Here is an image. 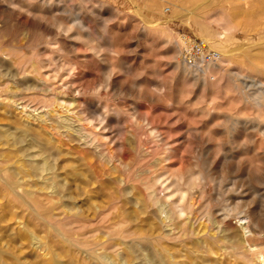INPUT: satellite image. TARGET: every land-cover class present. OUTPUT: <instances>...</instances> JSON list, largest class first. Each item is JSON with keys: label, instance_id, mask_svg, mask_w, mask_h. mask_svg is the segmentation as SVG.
Here are the masks:
<instances>
[{"label": "rangeland", "instance_id": "374dc122", "mask_svg": "<svg viewBox=\"0 0 264 264\" xmlns=\"http://www.w3.org/2000/svg\"><path fill=\"white\" fill-rule=\"evenodd\" d=\"M182 33L210 40L224 33L229 47H242L236 56L239 59L220 54L217 67L206 71L223 77L209 86L208 96L220 100V109L208 121L201 108L202 90L192 83L194 74L182 73L183 56L177 42ZM262 49L264 0H0V178L22 177L30 169L31 176L24 179L36 180V186L44 185L45 180L56 186L61 183L60 188L54 187L58 192L51 203L34 209L25 201L14 202L0 180V264H250L225 248L229 242L223 236L231 241L240 238L241 222L229 217L218 223L200 216V211H215L230 203L240 210L258 209L264 223V183L256 182L255 202L247 199L249 183L244 177L241 184L230 173L219 185L218 171L207 172L205 156L189 136V129L206 131L218 122L221 110L240 118L256 114L249 108L237 112L227 98L239 96L235 91L227 94L225 83L233 72L264 78V63L259 64L264 62ZM59 63H63L62 69ZM18 65L25 68L23 74L18 73ZM40 65H45L42 72L33 71ZM68 66L74 74L66 73ZM73 85L81 92H74ZM92 100L106 114L102 124L76 120ZM25 103L26 108L22 107ZM242 129L221 133L224 147L239 151L248 169L261 175V162L244 145L250 129ZM33 130L41 134L42 141L51 142L47 153L30 147ZM86 130L97 133L96 141L90 140L92 133ZM216 133L211 132V146L215 147L208 153L214 163L221 156ZM252 134L255 148L261 150L263 136L258 131ZM54 152L57 154L52 156ZM46 154L53 165L49 171L43 170ZM18 166L23 167H19L20 173ZM151 175L164 179L154 187L159 200L155 202L143 185L153 180ZM177 184L188 193L182 216L171 210L178 203ZM43 192L51 193V189ZM43 192L38 193L39 198ZM48 209L50 213L45 214ZM59 211L63 212L60 216ZM51 212H58L57 217ZM43 216L54 220L53 228L49 226L52 219ZM72 217L77 220L67 226ZM93 227L99 229L84 236L77 233ZM88 234L114 246L89 250L82 242ZM67 235L75 240H68ZM251 243L259 247L263 242L256 239ZM247 254L256 263L258 250Z\"/></svg>", "mask_w": 264, "mask_h": 264}, {"label": "bare ground", "instance_id": "6f19581e", "mask_svg": "<svg viewBox=\"0 0 264 264\" xmlns=\"http://www.w3.org/2000/svg\"><path fill=\"white\" fill-rule=\"evenodd\" d=\"M14 5V4H13ZM51 5H49L50 7ZM55 6V5H54ZM55 8V7H54ZM58 8V7H57ZM62 8V7H61ZM58 11V10H56ZM61 11V9L59 10ZM63 12H66V10H62ZM189 11V10H188ZM187 11V12H188ZM77 13V12H76ZM79 13V12H78ZM11 14V13H10ZM75 19H78L80 21V18H79V14H76V17ZM29 20V19H28ZM25 19L24 23H29V21ZM77 20V21H78ZM73 21V20H72ZM23 23V24H24ZM29 25V24H28ZM80 25V24H79ZM81 27V26H79ZM218 37H214L213 39H209V37H203L205 39H207L211 45H213L215 48H217L216 50L219 51L220 54H222V56H226L229 58V60H233L234 58H238L236 57L240 52H241V49L242 47H238V48H231L229 47L225 41L223 40V37L225 36L224 33H219L217 35ZM257 44V43H256ZM260 47V46H259ZM262 51H264V49H262ZM261 53V52H260ZM182 54V53H181ZM179 56V55H178ZM239 56V55H238ZM182 57V55H181ZM22 58V57H21ZM239 59V58H238ZM15 60V59H13ZM182 61H183V64H182V73H184L185 75L188 74V73H193L194 76H193V84L199 88H201L202 90V101H201V108H202V112H204V119L206 121L208 120H211L212 116H213V112L216 108L220 109V106H219V101H216L215 100V96H208L209 94V86H212V85H215L216 83L220 82L221 80H223V77H221V79H219L217 76L215 75H211V74H207L206 71H208V69L213 66V67H217V63H208V64H197V63H191L189 61H187L184 57H182ZM14 62V61H13ZM23 62V61H22ZM25 63V62H24ZM219 63V62H218ZM259 63V62H258ZM264 63L263 61L259 64H262ZM22 64V63H21ZM26 64V63H25ZM43 64V63H42ZM58 64V63H56ZM39 65V64H38ZM51 65V64H50ZM199 65V66H198ZM256 65V63H255ZM8 66V65H7ZM45 65H40V66H36V67H32L33 68V71L35 72H42L41 68L44 67ZM59 68H63V63H59ZM252 66V65H251ZM262 67H264L263 65H261ZM11 67V66H10ZM204 67V68H202ZM29 68V66L27 67ZM31 68V67H30ZM54 68V66H53ZM52 68V69H53ZM58 68V70H59ZM67 68H70L69 66ZM60 69V70H61ZM17 70H18V73L19 74H23L25 70V68H23L21 65H18L17 66ZM29 70V69H28ZM57 70V69H56ZM57 70V72H58ZM59 70V71H60ZM54 71V70H52ZM29 72H32V71H29ZM8 75H13L12 74V71L8 70L7 71ZM17 73V75H18ZM43 73H46L43 72ZM56 73V72H54ZM66 73H69V74H74L72 69L70 68V70H67ZM26 74V73H25ZM40 74V73H39ZM63 75V74H62ZM10 76V77H11ZM15 76V75H14ZM20 76V75H19ZM18 76V77H19ZM24 76V75H23ZM22 76V77H23ZM30 76V74L28 75ZM38 76V75H36ZM35 76V77H36ZM54 76V75H53ZM56 76V75H55ZM17 77V78H18ZM32 77V75H31ZM46 78V75L44 76ZM71 77V76H70ZM16 78V77H15ZM37 78V77H36ZM42 78V77H41ZM49 78V77H48ZM51 78V77H50ZM74 78V77H73ZM81 78V77H80ZM10 79V78H9ZM13 79V78H11ZM29 79V78H28ZM47 79V78H46ZM96 79V78H95ZM40 80V79H39ZM44 80V79H43ZM61 80V79H60ZM72 80V78H71ZM42 81V79H41ZM142 81V80H141ZM37 82V81H35ZM73 82V81H71ZM139 82V81H138ZM17 83V82H16ZM30 83V82H29ZM37 84V83H36ZM48 84V82L46 83ZM51 84V83H50ZM53 84V83H52ZM68 84V83H67ZM31 85V84H30ZM38 85V84H37ZM78 85V84H77ZM46 86V85H45ZM49 86V85H48ZM153 86V85H152ZM6 87V86H5ZM19 87H21L19 85ZM26 87V86H25ZM35 87V86H33ZM73 91L76 92V93H80L81 92V88H79L78 86H75L73 85ZM32 88V87H31ZM38 88V87H37ZM47 88V87H46ZM50 88V86H49ZM54 88V86H53ZM59 88V87H58ZM61 88V87H60ZM63 88V87H62ZM66 88V87H64ZM22 89V88H21ZM68 89V87H67ZM17 90V89H16ZM50 90V89H49ZM225 90L227 91V94H229L230 92L232 91H235L239 98L238 99H235L234 97H228L227 99H229V104H235V108H236V111L237 112H241L243 110V108H249L251 110H253V112H255L256 114L254 116H248V117H244V118H240V117H236L234 115H232L230 112H226V111H219V115H218V122H213L214 124H210L211 127L207 128L206 131H202L201 128H190L189 129V136L190 137H193L196 141V144L198 145V147L200 148V153L202 156H205L204 157V160H203V165L204 167L206 168L207 172L208 173H213V169L214 171H218L219 173V185L226 179L227 175L230 174V173H233L234 176L233 178H236L237 179V182H241V184L243 183V180L246 179L249 183V195L247 196V199L249 198L250 201H254L255 202V193L257 192V186H256V182H262L264 183V145H263V148L261 150H258L257 147L255 148L254 146V140L255 138L253 137V134L252 132L253 131H258L263 137V144H264V78H260V77H256V76H250V75H246V74H240V73H237V72H233L231 74H229V76L227 77L226 79V83H225ZM15 91V90H14ZM23 92V91H22ZM155 92V90H154ZM83 93V92H82ZM20 94V93H19ZM217 94V93H216ZM21 95H23L21 93ZM19 95V96H21ZM154 96V95H153ZM18 97V96H17ZM22 97H25V96H22ZM16 100H18V98L15 97ZM28 99V98H27ZM147 99L152 101L153 100V97L152 95H148L147 94ZM20 100H23L20 99ZM15 101V100H14ZM26 101V100H25ZM43 101V100H42ZM40 102V100H39ZM45 102V101H44ZM67 102V101H66ZM92 102H95L92 100ZM87 103L80 111L79 113H83L81 116L77 115L76 117V120H89L91 121V124L92 123H96V124H102L107 118H106V114L104 113V111L101 109L100 107V104L99 103ZM24 103V102H23ZM20 105H21V101H20ZM24 108L27 107V104H22ZM29 105V104H28ZM46 105V104H44ZM34 106V105H33ZM226 106V105H225ZM38 107V106H37ZM36 107V104H35V109H38ZM40 108V107H39ZM71 109V108H70ZM142 109V108H141ZM178 109V108H177ZM74 112V111H73ZM76 114V113H75ZM217 116V114H216ZM64 119V118H63ZM71 125V124H69ZM209 125V123H208ZM90 126V125H89ZM242 127L243 129H250V133L248 134V138L245 140L246 142H244V145L246 146L245 148L246 149H249L252 150L255 154L254 157H257L259 159V161L261 162V169L263 170V174L261 175H258V173H254L252 171H250L248 169V165H245V163H243L242 161V157L240 156V152L237 151V152H234L232 150H228V148L226 149L224 147V144L226 143V141L223 139V137L220 135L221 133H224V132H228L229 134H233L235 130H237L238 127ZM201 127V126H200ZM223 128L224 130H221L220 129ZM24 129V128H23ZM31 129V128H30ZM33 129V128H32ZM72 129V128H71ZM85 129V128H84ZM88 129V128H87ZM242 129V130H243ZM28 130V129H27ZM9 131V130H8ZM14 131V130H13ZM88 131V130H86ZM85 131V132H86ZM89 130L88 132L86 133H92V137L93 139H90L92 140V142L96 141L94 140V137H95V133L96 132H93ZM217 132L220 136L217 137V142H216V147L218 148V151H221L220 153V161L218 163H214V162H210L209 161V157H208V153L212 150V147L214 148L215 146H211V140H212V135H211V132ZM16 132V131H15ZM32 133L29 134V139L31 140L30 141V147H38L39 150H41L42 152H46V151H49L51 148L49 147V144L51 143L49 140H45L44 138V142L41 140L42 138H40L38 133H36V130H33L31 131ZM50 133V132H49ZM187 133V132H185ZM216 133V134H217ZM9 134V133H8ZM51 134V133H50ZM97 134V133H96ZM111 134V133H110ZM188 134V133H187ZM86 135V134H85ZM85 135H83L84 137H86ZM91 135V134H90ZM117 135V134H116ZM181 135V134H180ZM215 135V134H214ZM228 135V134H226ZM10 136V135H9ZM28 136V135H26ZM81 136V134H80ZM184 136V135H183ZM188 136V137H189ZM91 137V138H92ZM10 138V137H9ZM88 138H89V135H88ZM87 138V139H88ZM97 138V137H96ZM228 138V137H227ZM231 138V137H230ZM240 138V137H239ZM27 139V138H26ZM180 139V138H179ZM189 139V138H188ZM13 140V139H12ZM89 140V139H88ZM89 140V141H90ZM235 140V139H234ZM234 140H232L231 142H233ZM45 141H49V142H45ZM85 141V140H84ZM181 141V140H180ZM229 141V140H228ZM87 142V140H86ZM91 143V142H90ZM89 145V143H87ZM92 144V143H91ZM99 144V143H97ZM97 144L95 143V145L97 146ZM237 144V143H236ZM16 145V144H14ZM55 145V144H54ZM54 145L52 147H54ZM94 145V147H95ZM101 145V144H100ZM56 147V145H55ZM54 147V148H55ZM240 147V145H239ZM61 148V147H60ZM198 148V150H199ZM216 148V149H217ZM30 149V148H29ZM36 149V150H38ZM95 149V148H94ZM98 149V148H97ZM102 149V148H101ZM104 149V148H103ZM102 151V150H101ZM213 151V150H212ZM18 152V151H17ZM27 152V151H26ZM41 153V152H39ZM47 153V152H46ZM103 153V152H102ZM55 153L54 152V155L52 154V156H55ZM210 154V153H209ZM41 155V154H40ZM50 155V153H49ZM119 155V154H118ZM186 155V154H185ZM48 155L46 154L45 158H44V165L43 163H39L38 160L36 161L37 163L39 164H42L43 165V170H50V169H53V165L51 164V162L49 161V157H47ZM44 157V155H42V158ZM134 158V157H133ZM30 159V157H29ZM27 159V160H29ZM52 159V158H51ZM211 159V158H210ZM54 160V159H53ZM161 160V159H160ZM139 161V160H137ZM28 162V161H27ZM32 162V161H31ZM145 162V161H144ZM26 163V162H25ZM52 163H54L52 161ZM132 163V162H131ZM149 163V162H148ZM255 163V162H254ZM23 164V163H22ZM36 164V163H35ZM34 164V167L38 166L36 164L35 166ZM57 164V163H56ZM136 164V163H135ZM146 164V163H145ZM176 164V163H175ZM5 165V164H4ZM10 165V164H9ZM24 165V164H23ZM22 165V166H23ZM30 168H33L31 166V163L29 164ZM41 165V166H42ZM140 165V163H139ZM21 166V164H20ZM18 166V168L20 167ZM1 167V166H0ZM3 167V166H2ZM5 167V166H4ZM24 167V166H23ZM23 167H20V168H23ZM28 167V166H27ZM110 167V166H109ZM134 167V166H133ZM138 166H136L137 168ZM149 167V166H148ZM17 168V169H18ZM20 168L19 170H17V172L20 173ZM26 168V167H25ZM24 168V169H25ZM39 168V166L37 167ZM36 168V170H37ZM42 168V167H41ZM40 168V169H41ZM139 168H142V167H139ZM7 169V168H6ZM14 169V168H13ZM29 169V168H28ZM131 169V168H130ZM138 169V168H137ZM169 169V168H168ZM3 170V168H2ZM8 170V169H7ZM23 170V169H22ZM21 170V173L22 172ZM30 170V169H29ZM27 170V171H29ZM35 171V169H33ZM39 170V169H38ZM141 170V169H140ZM147 170V169H146ZM16 171V170H15ZM26 171V170H25ZM26 171V175L25 176H28L30 173H28ZM33 171V172H34ZM54 171V170H52ZM57 171V170H55ZM258 171V170H257ZM11 172V170H10ZM36 172V171H35ZM41 172V170H40ZM46 172V171H45ZM137 172V171H135ZM141 171H139L140 173ZM262 172V171H261ZM6 173V172H5ZM9 173V172H8ZM16 173V172H14ZM13 173V174H14ZM122 173V172H121ZM127 173H130L127 171ZM134 172H132L130 174L133 175ZM143 173V172H142ZM141 173V174H142ZM1 174V173H0ZM32 174V173H31ZM50 174H51V171H50ZM126 174V172H125ZM2 175V174H1ZM5 175V174H4ZM55 175V177H57L58 173L56 174H53ZM177 175V174H176ZM6 176V175H5ZM22 176V174H21ZM25 176H22V177H15L14 175H7L6 178H0L1 181H3V184H5V186L7 187V190L8 192L12 193L13 196H12V200L14 202H17L19 203L20 201H25V203H27L28 205H31L32 206L34 205V209H36L35 207H41L43 205H45L46 203H51L52 202V199L57 196V192L58 190H54V187H59L61 186V183L56 186L55 184H48V180H45V183L44 185H41V186H36L37 182H35V178H33V180H35V184H30L32 183L33 181H26V179H24ZM31 176V175H29ZM33 176V175H32ZM37 176V175H36ZM41 176V175H40ZM52 176V175H51ZM121 176V175H120ZM123 176V175H122ZM35 177V176H34ZM54 177V176H53ZM54 177V178H55ZM126 177V176H125ZM124 177V178H125ZM129 178V175L127 176ZM132 177V176H131ZM143 178V176H141ZM145 177V176H144ZM149 177V176H148ZM244 177V179H243ZM20 178H22V181L20 180ZM51 177H47V179L51 180L50 179ZM119 178V177H118ZM117 178V179H118ZM122 178V177H120ZM133 178V177H132ZM131 178V179H132ZM151 178H152V175H151ZM32 179V178H31ZM130 179V178H129ZM147 178H145L144 180H146ZM149 179V178H148ZM153 180H151V182L149 183V180H147L148 182H146V184H143V185H146L145 187L147 188V192L146 194H148V196L151 198V200H154L155 202V199L158 200V197H157V194L155 193V185L157 183H164V179L161 178V175H157V176H153L152 178ZM39 180V179H38ZM37 180V181H38ZM57 180V179H56ZM121 180V179H120ZM123 180V179H122ZM121 180V181H122ZM126 180V179H125ZM128 180V179H127ZM58 181V180H57ZM56 181V182H57ZM124 181V180H123ZM131 181V180H130ZM142 181V180H140ZM189 181V180H188ZM30 182V183H29ZM33 182V183H34ZM51 182V181H50ZM53 183V182H52ZM191 183H193L191 181ZM236 183V182H235ZM38 184H39V181H38ZM239 184V183H238ZM2 185V183L0 184ZM63 184H62V188H63ZM3 187V186H2ZM168 188V186H166ZM165 187V188H166ZM23 188V189H22ZM51 189V193H47V192H43L44 189L48 191V189ZM58 188V189H59ZM156 188V187H155ZM201 189V188H200ZM3 190V188H2ZM175 190H177L178 192V200L175 201V202H178V203H173V205L171 206V210L174 211L177 215L179 216H182L183 213L185 212V206H183L182 202L187 198L188 196V193H187V190L184 189V188H181L179 186V184H177ZM5 192H7L6 190H3ZM57 191V192H56ZM39 192H43L41 193L42 197L43 198H39L38 196L40 194H38ZM201 192V191H200ZM203 192V191H202ZM201 192V193H202ZM218 194H221L219 189L217 191ZM7 194V193H6ZM168 195V193L166 194V196ZM165 196V197H166ZM168 197V196H167ZM202 197V194H200V198ZM236 200V198H234ZM162 200V199H161ZM234 200V201H235ZM159 201V200H158ZM163 201L165 202L166 200L163 199ZM58 202V201H57ZM238 202V201H237ZM257 202V201H256ZM246 203V202H245ZM244 203V204H245ZM169 204V203H168ZM235 204V203H234ZM59 205V204H58ZM57 205V207H58ZM163 205V204H161ZM206 205V204H205ZM243 205V204H242ZM167 206V204H166ZM191 206V205H190ZM189 206V207H190ZM163 206H161V210L164 211V208H162ZM169 207V206H168ZM167 207V208H168ZM189 207H188V210H189ZM30 208V207H29ZM32 208V207H31ZM45 208V207H44ZM51 208V207H50ZM52 208H55V207H52ZM258 208V207H257ZM56 210V209H55ZM166 210V209H165ZM200 210V208H199ZM258 210V209H257ZM257 210L254 208H247V209H244V210H240L238 208L237 205L235 206H231L230 203H224L223 206H221L220 208H218L217 210L215 211H211L210 209L207 210V209H202L200 211V216H204L205 215L210 219V220H214L218 223H222L223 221L227 220V218L229 217H234L236 218V220L238 219L240 222H241V227H242V232H241V235H240V238H238L236 241H231L229 237H226L223 236L224 239H227V241L229 242V245L227 244L226 245V249H229L230 253H232L233 256H237V257H242L243 259H245V262L246 263H250V264H264V230H261V229H264V223H261L260 220H259V217H258V212ZM46 211V210H45ZM44 211V212H45ZM50 209H48L46 211L45 214L47 213H50ZM168 211V210H167ZM166 211V213H167ZM59 211V215L56 213V212H51V216H60L62 215L63 212ZM169 212V211H168ZM34 213V212H33ZM39 212H37L36 214H38ZM43 213V212H42ZM40 213V214H42ZM171 214V213H170ZM44 215V214H42ZM50 215V214H49ZM167 214H165L166 216ZM38 216H41L38 214ZM75 216V215H74ZM165 216H163L164 219H167L165 218ZM35 217V216H33ZM37 217V216H36ZM44 217V216H43ZM197 217V216H196ZM44 218H48V217H44ZM73 219L70 218L69 222H67V226H69L68 224L70 223H73L72 221H75L77 220L76 218L72 217ZM203 218V217H202ZM206 218V217H205ZM34 219V218H33ZM48 219H52V218H48ZM55 219V218H54ZM201 219V218H199ZM208 219V220H209ZM37 220V218L35 219ZM47 220V219H45ZM61 220V219H60ZM179 220V219H178ZM39 221V220H38ZM49 221V220H48ZM47 221V222H48ZM51 221V220H50ZM52 223H54V220L52 219ZM41 222V221H40ZM59 222V221H58ZM163 222V221H162ZM78 223V222H77ZM165 223V222H164ZM182 224H180L181 226ZM50 227L53 228L54 224L51 226L49 225ZM57 227V226H56ZM60 227V225H59ZM182 227V226H181ZM111 228V227H110ZM261 228V229H260ZM56 229V228H54ZM60 229V228H59ZM99 227H93L91 229H87L85 231H79L77 230V233L78 235L80 236H84L85 234L87 233H91V232H94L96 230H98ZM57 230V229H56ZM84 230V229H83ZM68 231V230H67ZM61 232V231H60ZM105 232V231H104ZM58 233V232H57ZM74 233V232H73ZM75 233H76V230H75ZM74 233V234H75ZM100 233V232H99ZM135 233V232H132V234ZM59 234V233H58ZM66 234V233H64ZM63 236H66L64 235ZM67 234H69L67 232ZM105 234V233H104ZM60 235V234H59ZM77 235V236H78ZM107 235V234H106ZM139 235V234H137ZM142 235V234H141ZM34 239H37L38 236H36L35 234L32 235ZM31 236V237H32ZM108 236V235H107ZM211 238L214 239V241L216 242H219L221 241V238H216L215 235H210ZM69 235H67V239H72V238H68ZM106 237V236H105ZM85 238V237H83ZM96 238V237H95ZM94 238V235L93 234H88L87 238L83 239L84 241H82L83 243L86 242V245L89 247V250H95V249H92V248H101V249H104V250H108L109 248H112L114 246V244L110 243L109 241L107 240H100L98 238V240H96ZM150 238V237H149ZM105 239V238H104ZM256 239H261L263 243H261V245L258 247L256 244H252L251 241L253 240H256ZM72 240H75V239H72ZM72 242V241H71ZM257 246V248H256ZM255 247V248H254ZM257 249L258 252H259V255L257 256V261L256 263L253 261V259H251L247 252L248 251H251V250H255ZM88 252V251H87ZM46 254V253H45ZM257 255V254H256ZM106 256V255H104ZM142 260V259H141ZM142 264V263H141Z\"/></svg>", "mask_w": 264, "mask_h": 264}, {"label": "built area", "instance_id": "2783aa9c", "mask_svg": "<svg viewBox=\"0 0 264 264\" xmlns=\"http://www.w3.org/2000/svg\"><path fill=\"white\" fill-rule=\"evenodd\" d=\"M177 42L182 56L191 63H214L220 58L219 51L203 37L182 33Z\"/></svg>", "mask_w": 264, "mask_h": 264}]
</instances>
